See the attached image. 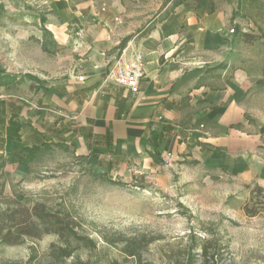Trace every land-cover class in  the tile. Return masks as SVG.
Returning a JSON list of instances; mask_svg holds the SVG:
<instances>
[{"label": "crops", "instance_id": "0c3cea01", "mask_svg": "<svg viewBox=\"0 0 264 264\" xmlns=\"http://www.w3.org/2000/svg\"><path fill=\"white\" fill-rule=\"evenodd\" d=\"M69 1L51 4L61 23L42 49L50 64L0 84V180L57 153L126 177L189 163L253 175L261 136L248 102L264 87V0ZM141 50L132 93L109 72Z\"/></svg>", "mask_w": 264, "mask_h": 264}, {"label": "rangeland", "instance_id": "374dc122", "mask_svg": "<svg viewBox=\"0 0 264 264\" xmlns=\"http://www.w3.org/2000/svg\"><path fill=\"white\" fill-rule=\"evenodd\" d=\"M52 2L0 0V81L8 71L20 75L50 64L41 56L46 57L48 33L61 23ZM259 88L248 102L261 136L251 177L190 163L169 167L166 160L169 165L157 173L126 177L81 168L57 153L31 164L13 184L1 179L0 207L18 198L27 207L44 202L74 221L96 247L74 241L72 256L57 259L52 254L63 245L57 235L26 237L20 244L0 243V264H204L206 241L219 264H264V87ZM133 240L142 244L141 256L124 252Z\"/></svg>", "mask_w": 264, "mask_h": 264}, {"label": "trees", "instance_id": "16d2710c", "mask_svg": "<svg viewBox=\"0 0 264 264\" xmlns=\"http://www.w3.org/2000/svg\"><path fill=\"white\" fill-rule=\"evenodd\" d=\"M248 42H253L255 36L250 35L246 37ZM10 82L14 83L16 81L20 82L21 79L16 80L15 77L7 75ZM5 81H0V84H4ZM11 125L18 127V125L13 121ZM2 166V161L0 160V168ZM1 170V169H0ZM259 191H263L258 188ZM11 206L0 207V243H5L9 245H15L23 243L26 237H32L36 239L42 238L45 234H55L58 236L59 240L62 241L63 245L56 249L54 255L57 259L60 257H71L73 250H70L74 241L84 243L86 248H95L96 242L91 239L82 236L77 231V226L74 221H71L67 216L61 214L60 212L50 211L46 204L43 202H35L31 206L27 207L21 203V200L11 199ZM248 214L255 215L256 210L246 208ZM206 241L203 244L202 253L204 256V264H219V260L216 259L215 255H212L209 250L208 243ZM142 244H136L133 240L131 244H128L124 248V252L129 256H141L140 250ZM72 264H90L82 260H76ZM113 264H117L114 262Z\"/></svg>", "mask_w": 264, "mask_h": 264}, {"label": "built area", "instance_id": "2783aa9c", "mask_svg": "<svg viewBox=\"0 0 264 264\" xmlns=\"http://www.w3.org/2000/svg\"><path fill=\"white\" fill-rule=\"evenodd\" d=\"M144 52L135 51L120 55L112 62L109 77L132 93H138L144 73Z\"/></svg>", "mask_w": 264, "mask_h": 264}]
</instances>
